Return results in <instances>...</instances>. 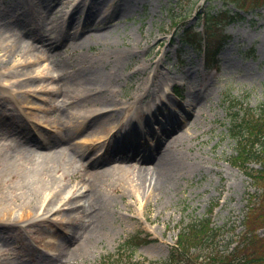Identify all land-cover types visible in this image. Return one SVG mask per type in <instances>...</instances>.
I'll list each match as a JSON object with an SVG mask.
<instances>
[{"label":"rangeland","instance_id":"1","mask_svg":"<svg viewBox=\"0 0 264 264\" xmlns=\"http://www.w3.org/2000/svg\"><path fill=\"white\" fill-rule=\"evenodd\" d=\"M36 1L0 0V10L8 11L4 16L6 24L0 29L4 36L14 35L10 21L14 11L19 10L13 9L14 5ZM78 1L54 0L51 6L62 9L63 18H68ZM243 1L244 9L232 1L226 5L223 0H144L129 15L114 19L109 26L113 31L110 44L124 47L131 41L136 53L121 69L117 98L123 102L135 95V100L126 102L129 109L115 117L116 122L106 121L99 131L90 129L93 116L79 124L67 115L87 103L78 105L72 100H80L84 85L76 70L82 72L95 65L99 57H105L106 42L85 46L71 42L65 51L52 56H9L10 63L5 66L32 62L33 69L26 77L29 81L20 86H10V82L23 76L7 75L6 69H0V201L5 198L8 202H26L45 184L42 194L37 195L41 203L52 196L55 208L68 206L64 196L76 187L96 191L89 203L84 196L76 201L87 206L82 214L86 219L96 214L104 199L112 202L104 216L91 218L86 224L98 227L95 240L82 246L70 238L67 225L60 224L61 211L46 212L25 224L0 223V264H24L37 253L49 255L46 264H100L104 255L115 252L122 241L138 233L149 242L137 248L136 259L164 260L179 230L191 219L212 214L215 226L234 229L236 233L244 228L248 195L260 190L231 161L236 155V143L229 134V114L234 112H229L227 102L231 99L238 108L253 109L264 103V4L252 7L249 4L255 0ZM81 2L86 4L88 0ZM225 9L230 10L232 18L223 19V30L217 33H226L228 39L214 55L207 58L198 46L182 41L183 34L189 32L204 43L203 14L213 15ZM52 19V14L38 17L33 13L27 23L34 35L61 37V20H55L57 27L49 30ZM9 52L5 48L0 59ZM151 63L150 70L143 71ZM160 73L170 76L163 86L164 96L158 91L140 101L139 97L147 94L145 87L155 82ZM40 83L54 92L46 93ZM199 88L206 91L205 96L197 105H189ZM153 97H158V103L151 105ZM153 108L156 114L149 120L136 114L141 109L153 112ZM111 122L116 130L106 133ZM127 129L135 131L128 139L136 140L138 153L142 152L137 163L116 159L96 166V159L114 154L116 143ZM56 135L66 136L83 155L45 158L27 141L39 140L45 152L49 149L46 144ZM166 149L175 151L178 163L175 174L164 185L150 174ZM252 166L259 167L256 163ZM103 169H107L106 173H96ZM57 191L60 193L55 195ZM29 213L22 212L23 218ZM51 257L54 258L49 260Z\"/></svg>","mask_w":264,"mask_h":264},{"label":"bare ground","instance_id":"2","mask_svg":"<svg viewBox=\"0 0 264 264\" xmlns=\"http://www.w3.org/2000/svg\"><path fill=\"white\" fill-rule=\"evenodd\" d=\"M52 1L54 0H38L33 2V4H23L17 2L14 5L13 9H19L18 11H14L13 19L10 21L13 25L11 32L14 35L4 36V34H2L3 31L0 30V53L3 52L5 48L10 49V52L6 58L0 59V69H6L5 74L7 75L23 76L22 78H16L10 82V86H20L24 81H29L26 77H28L29 72L33 69L30 68L32 62L13 63L10 66H5L6 64L10 63V55H16L17 53H34L35 57L38 58L43 56V54L46 56H52L54 54H58L61 50L65 51L71 42L82 46L106 42L108 47L107 50L104 51L105 57H99L98 60H96L95 65H89L85 67L82 72L81 70H76V73L82 76L81 83L84 85L80 90V100L77 101L75 98L72 100L78 105L82 103V101L87 103L85 105H80L72 112H66L68 113L67 116L71 120H74L79 124H83L85 120L89 118V116H93V118L90 120L92 122L90 129L99 131L101 128L107 125L105 124L106 121L109 120L116 122L115 117L120 116V114H122L125 109H129V106H127L126 102L132 103L130 101L135 100V95H129L125 100H123V102L117 98L119 93V83L123 76L121 74V69L126 65L129 58L136 54L133 43L129 41L124 47H118L114 44L111 45L110 43H113V31L109 26L113 24L114 19L129 15L137 8V3H141L144 0H88L86 4L79 0L77 3H75L73 9L74 11L69 15L68 18H63L62 9L57 10V7L53 8L51 6ZM7 12L8 11L4 9L0 10V29L6 24L4 16L7 14ZM33 13H35L38 17H42L43 14L53 15V22H51L52 26H49V30L53 29L55 25L57 27V24L54 23L55 20H61V32L59 31L61 33V37H50L49 34L47 36L43 34L40 36L34 35V32H32L30 27H28L27 23L33 18ZM25 36L29 37V40H21V38ZM119 38L120 36L116 39ZM19 39L20 42H18ZM111 63L113 65H111ZM101 64H104L102 68L99 67ZM152 65L153 63L144 66L143 71L150 70ZM151 70L154 76L156 73L155 68ZM167 75V73H160L156 75L155 82L149 83L148 86L145 87V92H147V94L145 96H140L139 100L142 101L149 94H151L150 96H154L155 93L162 90L165 81L170 78V76ZM42 78L44 80V77ZM49 78L51 77H47V79ZM40 86H43L46 89V93L48 94L53 93L55 90L52 87H46L42 83H40ZM139 89L140 87L137 88L138 91ZM205 94L206 91L202 88H199L196 94H194V97L189 100V105H197L203 99ZM136 114L139 116H144V110H138ZM176 114L177 115L175 116L177 117L179 113ZM114 122L109 123L111 126L106 130V133L112 132L114 129H116ZM166 129H168V127ZM134 132L135 131H132L131 129L124 131L122 140L118 141V143L115 145L114 154L110 156V158L96 159V166L98 164L105 162L108 163L109 161L116 159L125 161L135 160L137 163V157L142 153H138L140 149L139 143L128 139V135H134ZM149 132L150 130L148 133ZM27 141L31 147L34 149L36 148V152H38L41 156H45V158H57L58 160L64 159L67 155L75 157L78 155H83L80 154L76 147L67 140L66 136H54L52 140H49V142L46 144V147L49 149H47L45 152L41 150L43 146L41 147L42 144H40L39 140L31 138ZM37 148H40V150ZM128 152L132 154L129 155ZM177 163V155L174 150H162L157 158L156 164L154 165L153 172L150 174L152 179H156L159 183L165 185L175 174ZM44 164L45 162L42 165L43 168ZM131 165L132 164L130 163L128 167H131ZM106 171L107 169H103L102 171H98L96 173L104 174ZM45 188L46 186L44 184L43 188H41V190L38 192L36 191L35 195L30 197L26 202H8L5 198L0 201V223L8 225L17 223L25 224L36 219L38 220L44 216L46 212L53 210L61 211L63 219L60 220V224L67 225L68 235L70 238L76 239L79 246L85 245L95 240V234L98 226H87L86 224L91 218L104 216L105 214L103 213L107 212L108 206H110L112 201L104 199L102 206H99L96 214L92 215L90 219H86L82 216V214L87 211V206L82 203V205L79 204L81 205L79 206L76 204V201L82 200L80 196H84V198L86 197L89 203L93 198L92 196L97 194L96 191L94 192L93 190L88 189L83 190L82 186L76 187L72 190L73 192L69 191L67 192V195L64 196L66 199L64 203L69 205L55 208L53 205L54 199L52 196L49 197L45 203H43L44 201L41 203V200L37 194H42L40 192H43ZM1 193H4V191ZM59 193L60 192L57 191L55 192V195H58ZM4 196L5 195L3 194L1 195V197ZM98 197L102 198L101 196ZM24 211H30L31 213H29L27 217L23 218L22 212ZM48 257V254L37 253L30 259H26L27 262H24V264H46L48 263ZM57 257L61 259V253H58ZM53 258L54 257H51L49 260Z\"/></svg>","mask_w":264,"mask_h":264},{"label":"trees","instance_id":"3","mask_svg":"<svg viewBox=\"0 0 264 264\" xmlns=\"http://www.w3.org/2000/svg\"><path fill=\"white\" fill-rule=\"evenodd\" d=\"M232 1L244 9L243 0ZM264 4L255 0L249 6ZM229 9L210 15L204 14L205 52L212 56L221 47L228 35L222 31L223 19L231 18ZM225 16V17H224ZM224 17V18H222ZM187 31V28L185 29ZM185 42L199 44L200 38L185 32L181 37ZM213 41H217L213 44ZM228 100V99H227ZM231 126L229 134L236 143V155L232 163L239 167L260 190L249 193L248 209L243 218L244 228L236 233L234 229L214 225L212 214L189 220L181 227L175 244L170 247L164 260L136 259L137 248L148 239L135 234L119 244L115 252L104 255L100 264H264V103L258 108H238L233 100L227 102ZM243 107V104H242ZM245 107V106H244ZM253 163L259 165L254 168Z\"/></svg>","mask_w":264,"mask_h":264}]
</instances>
